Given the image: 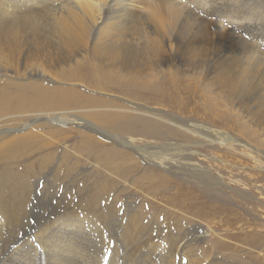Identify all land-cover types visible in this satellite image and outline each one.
Instances as JSON below:
<instances>
[{"label":"bare ground","instance_id":"obj_1","mask_svg":"<svg viewBox=\"0 0 264 264\" xmlns=\"http://www.w3.org/2000/svg\"><path fill=\"white\" fill-rule=\"evenodd\" d=\"M249 35L264 38V0H0V264H220L197 253L200 236L167 233L162 212L137 211L127 199L116 209L112 191L145 188L157 195L170 176L206 183L207 173L177 141L227 139L191 121H169L179 125L171 127L144 107L130 109L104 96L113 90L130 95L131 88L134 97L148 91L164 99L159 76L179 68L194 76L215 52L229 56L227 42L235 53L218 61L208 78L216 91L226 101L264 91V42L249 45ZM21 160L24 173L15 175ZM136 160L145 164L141 171ZM89 161L102 176L77 181L75 206L43 205L41 197L54 198L47 184L33 205L45 211H28L31 177L60 180L70 193L67 185ZM104 195L106 211L99 208ZM168 212L180 213L178 226L199 211ZM254 259L264 264V250Z\"/></svg>","mask_w":264,"mask_h":264},{"label":"rangeland","instance_id":"obj_2","mask_svg":"<svg viewBox=\"0 0 264 264\" xmlns=\"http://www.w3.org/2000/svg\"><path fill=\"white\" fill-rule=\"evenodd\" d=\"M187 33L193 35V32H186L185 34ZM248 39L247 44L249 45L264 42L262 37L254 39L249 35ZM226 45L230 50L227 57H231L235 53V48L231 46L230 42H227ZM221 47L219 49H224ZM216 54L218 55L215 52V55L210 56L211 62L208 61V64H204L205 66L203 65L198 70V75H186L179 68L180 71L177 69V73L173 74L172 72L171 77L159 76L156 81H158L161 89L168 94L164 99H161L160 95L152 92L150 94L148 91H142V98L134 97L131 92L135 94L136 91H131V88H129L130 95L120 90L105 92L104 98L113 97L117 104L130 109H138L137 106L144 107L149 111L148 115L158 117L161 120L164 119L171 127L179 125L169 121H191L200 125L201 128L211 129L227 139L224 141L217 139L218 142L209 144L207 141L211 139L206 136V138L197 136L198 138L196 139L191 137L192 140L186 138L184 141H177V143L179 142L183 145L179 150L192 152L191 158L193 161L207 173L208 179L206 183L200 184L188 177H183V180L170 176L171 182L168 188L163 192L161 190V192H156L155 194L157 195L150 192L146 193L145 188L143 191L131 188L126 194L125 192L118 193V190H114L112 193L117 194L114 203H116V209L119 211L123 210V204H125L127 199L128 204H130L129 208L134 207L137 211H154L160 214L162 212L161 215L166 216V218L164 219L160 216L161 220L159 221L168 230L167 233L177 234L184 232L187 234L186 238L189 239H191L193 234L200 236L201 238H198L199 243L196 244V249H194L197 253H201L202 250L204 252L203 255L207 254L206 257L209 259H217L216 262L222 261L220 264H262L255 261L254 256L261 258L262 250H264V114L261 112L264 109V91L258 87L257 91L255 89L252 91V95L241 93V95H235L233 100H231L232 102L224 100L223 94H219L216 91V86L212 85L211 79H208L215 72L216 68L214 66L217 67L218 61L221 62L222 59H227L221 54H219V57ZM212 71L214 72L212 73ZM203 72L204 74H201ZM77 88L87 96L92 94L91 96L103 98L98 92L96 94L91 93L92 91L94 92L92 88H89V90H84L81 87ZM90 90L92 91L90 92ZM134 98L138 99V101ZM211 99L212 101L214 99V101L212 102ZM130 103L135 105L133 106ZM244 108H247L248 112L244 113ZM151 110L164 112L168 116L165 118L160 117ZM136 112L140 111L136 110ZM15 123L9 122L10 126L8 125V127L14 126ZM134 138L141 143L156 142L152 139L147 141L139 136H134ZM31 160L33 161V159L29 161L31 162ZM136 161L139 164L141 163L140 160ZM25 163H27L25 160H21L16 168H13L15 175L24 173ZM89 163L78 168L77 172L82 170V174L78 176V179L74 176V182L72 183L74 186L71 184V186L67 185L71 191L70 193L64 191L65 187L60 180L54 182L52 178L42 177L41 174L37 176L38 178L40 177L39 179L31 177L29 183H32V186L34 185L32 190L34 188V194L38 195V197L31 195L32 208L28 211H45L42 208L44 206L36 210L33 205L38 203L40 190L44 185L47 187V184L51 187L49 196L54 198L47 197L45 199V197H41L40 202L46 201V204L48 203L46 206L54 205L58 207L56 211H65V208H70L72 205L75 206L78 199L76 193L79 192V188L77 189L78 185H76L77 181L80 179L94 181L96 176V178H101L102 176L98 173L95 176V169L92 168L90 161ZM32 164L33 170L37 173L36 164L34 162ZM2 167L3 165L0 162V172H2ZM143 167H145V164L141 163L138 171H141ZM88 185L91 187L90 184ZM79 187H82V183H79ZM100 199L99 203L101 206L99 208L106 211L108 209L107 198L104 195ZM43 202L41 203L44 205L45 203ZM46 211H49V209ZM168 211L199 212L198 214L195 213L198 216H188L187 218L190 220H184L181 222L182 225L178 224L177 226L175 218L180 213L168 216L166 215V213H169ZM84 227L86 230L91 228L86 223ZM186 230L188 231L186 232ZM198 239L196 238V240Z\"/></svg>","mask_w":264,"mask_h":264}]
</instances>
